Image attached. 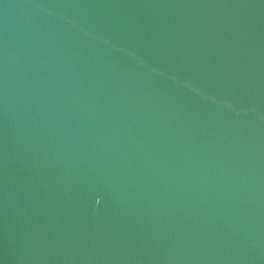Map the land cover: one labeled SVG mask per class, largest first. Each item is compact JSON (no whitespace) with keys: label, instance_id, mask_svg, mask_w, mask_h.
Returning <instances> with one entry per match:
<instances>
[{"label":"water","instance_id":"obj_1","mask_svg":"<svg viewBox=\"0 0 264 264\" xmlns=\"http://www.w3.org/2000/svg\"><path fill=\"white\" fill-rule=\"evenodd\" d=\"M0 264H264V0H0Z\"/></svg>","mask_w":264,"mask_h":264}]
</instances>
